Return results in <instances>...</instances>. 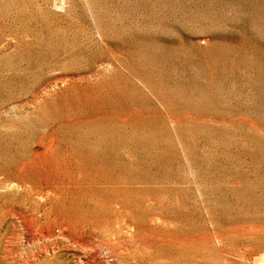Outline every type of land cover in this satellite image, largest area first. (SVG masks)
Instances as JSON below:
<instances>
[{
	"label": "rangeland",
	"instance_id": "374dc122",
	"mask_svg": "<svg viewBox=\"0 0 264 264\" xmlns=\"http://www.w3.org/2000/svg\"><path fill=\"white\" fill-rule=\"evenodd\" d=\"M0 264H264V0H0Z\"/></svg>",
	"mask_w": 264,
	"mask_h": 264
}]
</instances>
